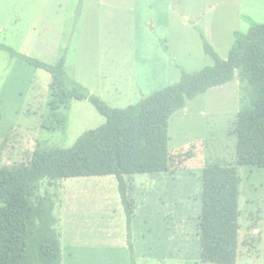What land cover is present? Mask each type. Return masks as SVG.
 Instances as JSON below:
<instances>
[{
  "label": "rangeland",
  "instance_id": "374dc122",
  "mask_svg": "<svg viewBox=\"0 0 264 264\" xmlns=\"http://www.w3.org/2000/svg\"><path fill=\"white\" fill-rule=\"evenodd\" d=\"M78 4L0 0V42L52 65L65 54L66 75L117 108L176 83L181 69L211 66L201 33L226 59L233 33L249 27L244 16L264 23V0H82L77 13ZM51 82L47 71L0 49V168L28 164L37 149L70 147L84 131L104 123L87 100L71 99L51 113ZM249 100V86L236 74L169 117V152L193 156L180 164L175 160L168 173L129 175L128 195L138 217L133 227L146 232L149 251L131 257L130 264H216L200 260L202 169L236 164V115ZM238 173L235 264H264V166H238ZM115 180L114 175L44 179L37 192L54 195L53 212L61 219L57 232L68 225L69 210H79L83 235L75 245L82 247L79 254L102 250L97 264L126 263L120 255L129 237ZM97 206L111 210L98 214ZM139 235L135 241L141 242Z\"/></svg>",
  "mask_w": 264,
  "mask_h": 264
},
{
  "label": "trees",
  "instance_id": "16d2710c",
  "mask_svg": "<svg viewBox=\"0 0 264 264\" xmlns=\"http://www.w3.org/2000/svg\"><path fill=\"white\" fill-rule=\"evenodd\" d=\"M243 18L249 27L233 33L226 59L201 33L204 52L213 60L211 66L194 72L181 69L176 83L122 108L108 106L69 78L65 54L52 65L0 42V49L12 57L51 74V113L71 99L87 100L105 118L102 125L79 135L70 147L37 149L28 164L0 168V264H61L54 195L37 194L44 179L114 175L129 237L134 205L124 176L168 172L175 160L180 164L192 157L190 151L184 156L169 152V117L185 107L187 100L232 81L237 74L249 86L250 100L236 115V164H211L202 169L199 214L200 260L235 264L241 182L238 166H264V23Z\"/></svg>",
  "mask_w": 264,
  "mask_h": 264
},
{
  "label": "crops",
  "instance_id": "0c3cea01",
  "mask_svg": "<svg viewBox=\"0 0 264 264\" xmlns=\"http://www.w3.org/2000/svg\"><path fill=\"white\" fill-rule=\"evenodd\" d=\"M108 176H110V175L98 176V177L104 178V177H108ZM129 179H131L129 175H125L124 176V180L126 181L128 188L130 187L129 186L130 185ZM140 185H143V182H141ZM114 186L117 188V180L114 181ZM116 191L118 193V189ZM118 195H119V193H118ZM119 200H120V197H119ZM120 208L121 207H119V209ZM62 210H65V208L63 207ZM106 210H111V208L110 207L97 206L98 214L102 213L103 215H105V213L108 212ZM122 210L124 211L123 207H122ZM69 211L71 212L72 215L69 218L70 220L67 221L68 225L65 223V225H64L65 228L61 227V229L59 230L60 232H58L59 235H60V243H61V264H64V258H63V250L64 249H63V246H62L63 235L64 236L65 235L68 236L66 238V239H68L67 245L69 247V249H68L69 250V253H68L69 257L67 258L68 264H97L96 262H99L100 259H101V257L99 255L100 254H104V253L100 252L102 250H100V251L88 250V251H84L82 254H79V252H81V248L82 247L79 248L77 245H75V244H77L76 241H78V239L83 235V231L80 230L81 228L79 226L80 220H79V217L77 216V211H79V210L71 209ZM56 217L58 218L56 230H58L59 225L61 224V219L58 216H56ZM137 218L138 217H137V213H136V207H134L133 215L131 217V222H130V235H129V241H131L130 242L131 247L129 246V244L127 242L126 245L122 246V248H121L122 251H121V255L120 256L123 257L124 261L126 262L125 264H130L131 263V257H132V259L135 258L137 253H138V255H140V257H145L146 254H147V251H148V250H145L147 248L145 246L146 241H147L145 239L146 232L145 231H140L141 232L140 233L138 228L135 229V227H133L135 222L138 220ZM125 220H126V217H125ZM143 222L145 223V220ZM146 223H147V220H146ZM125 234L127 235V230H126ZM139 234L141 235V237L143 239L141 242L135 241L136 236L139 235ZM135 242L137 243V245H139L138 247L136 246ZM87 244H89V243H87ZM84 245H85V243H84ZM109 252H111V251H109ZM126 252H128V255H127ZM106 253H107V251H106ZM109 256H111V255L109 254ZM120 256H118V254H117L115 259H118V257H120Z\"/></svg>",
  "mask_w": 264,
  "mask_h": 264
},
{
  "label": "water",
  "instance_id": "95a60500",
  "mask_svg": "<svg viewBox=\"0 0 264 264\" xmlns=\"http://www.w3.org/2000/svg\"><path fill=\"white\" fill-rule=\"evenodd\" d=\"M81 3H82V0H79V4H78V7H77V13H79V9L81 7Z\"/></svg>",
  "mask_w": 264,
  "mask_h": 264
}]
</instances>
